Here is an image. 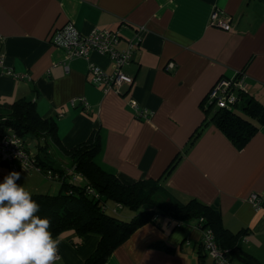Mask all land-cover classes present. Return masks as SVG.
Masks as SVG:
<instances>
[{
    "label": "crops",
    "instance_id": "crops-1",
    "mask_svg": "<svg viewBox=\"0 0 264 264\" xmlns=\"http://www.w3.org/2000/svg\"><path fill=\"white\" fill-rule=\"evenodd\" d=\"M215 11L230 30L212 20ZM69 22L85 35L95 28L118 31L119 49L140 37L123 67L133 83L120 92L95 85L90 66L111 73L114 61L98 51L69 57L54 45L53 31ZM0 56V104L36 101L39 114L56 122L67 149L98 133L95 161L124 183L158 179L186 149L162 180L166 190L181 203L196 198L219 207L223 236L233 235L231 245L243 251L230 253L232 264H249L246 254L264 264V209L249 200L253 192L264 196L261 114L246 115L257 131L243 147L214 122L189 143L207 118V95L221 77L244 71L250 97L264 113V0H0ZM133 103L147 109L148 117H138ZM50 154L56 166H71L64 153ZM19 173L17 184L29 192L49 190L43 171ZM8 174L0 163V182ZM115 206L106 203L112 212ZM117 213L127 219L136 211L122 207ZM54 238L61 254L55 264H85L100 241L96 233L81 236L73 229ZM202 238L199 218L180 221L157 213L105 264H214Z\"/></svg>",
    "mask_w": 264,
    "mask_h": 264
},
{
    "label": "trees",
    "instance_id": "trees-1",
    "mask_svg": "<svg viewBox=\"0 0 264 264\" xmlns=\"http://www.w3.org/2000/svg\"><path fill=\"white\" fill-rule=\"evenodd\" d=\"M243 99L242 103L231 110L207 105V118L196 129L189 143L192 144L204 128L214 122L233 143L243 147L257 131V126L246 115L255 117L261 114L260 118L264 121L261 105L250 97L249 91ZM8 128L23 137L26 144L28 138L36 139L38 148L35 154H32L27 144L35 166L44 173L52 171L60 177L58 194L32 193V198L40 206L38 215L49 219L52 234L58 236L65 230L73 229L81 236L87 233L100 236L95 252L85 264H105L110 254L140 226L156 221L157 213L170 214L180 221L199 218V226L203 229L211 228L222 248L230 249V253L243 252L239 246L231 245L233 235L229 236L230 240L223 236L226 230L217 205H208L196 198L181 203L163 185L162 180L177 166L186 149L173 158L158 179H140L126 184L115 173L107 171L95 161L101 151L98 133L71 149L65 148L59 139L56 122L39 114L36 101L22 98L9 104H0V133ZM53 146H57L69 157L70 167L55 165L56 160L50 154ZM75 174H80L83 179L75 181ZM88 187L94 192L89 193ZM160 192L163 193V200L156 201L154 198ZM108 201L128 207L136 211V214L130 220H124L115 212L110 214L105 207ZM145 205L151 207L145 208ZM238 239L240 241V235ZM246 256L253 261H248L249 264H261L251 255Z\"/></svg>",
    "mask_w": 264,
    "mask_h": 264
},
{
    "label": "built area",
    "instance_id": "built-area-1",
    "mask_svg": "<svg viewBox=\"0 0 264 264\" xmlns=\"http://www.w3.org/2000/svg\"><path fill=\"white\" fill-rule=\"evenodd\" d=\"M212 20L219 26L230 30V23L221 19L219 13L215 11L212 14ZM120 33L108 29L95 28L89 34H83L73 22H69L61 28L53 31L51 42L59 47L64 48L69 57L84 56L87 57L92 51L109 56L114 61L113 72H107L97 65L90 66L92 74V82L95 85L103 86L105 89H115L120 92L124 84L131 85L133 77L127 75L123 71V67L131 62L134 48L138 46L140 37L130 40L124 49H119ZM3 64L2 56H0V65ZM170 66H173L171 64ZM7 74H12L10 70H6ZM248 78L244 71H239L234 77H223L218 79L207 95L208 105L227 108L229 110L236 108L243 102V98L248 93ZM133 107L138 117H148L149 111L141 109L136 103ZM0 162L9 168V173L21 170H40L35 166L31 154L27 148V144L12 128H8L4 133H0ZM51 180H59V175L49 171L46 173ZM75 181H81L83 178L80 174H75ZM88 192L93 193V189L88 187ZM250 202L258 209H264V196L253 192L249 197ZM106 207V205H105ZM121 204H116L113 211L115 213L121 209ZM203 229V228H202ZM246 237V235H245ZM203 244L209 254H211L214 264H232L230 249L222 248L211 228L203 229ZM61 254L58 250L57 259Z\"/></svg>",
    "mask_w": 264,
    "mask_h": 264
},
{
    "label": "clouds",
    "instance_id": "clouds-1",
    "mask_svg": "<svg viewBox=\"0 0 264 264\" xmlns=\"http://www.w3.org/2000/svg\"><path fill=\"white\" fill-rule=\"evenodd\" d=\"M13 171L0 182V264H55L58 241L39 204Z\"/></svg>",
    "mask_w": 264,
    "mask_h": 264
},
{
    "label": "rangeland",
    "instance_id": "rangeland-1",
    "mask_svg": "<svg viewBox=\"0 0 264 264\" xmlns=\"http://www.w3.org/2000/svg\"><path fill=\"white\" fill-rule=\"evenodd\" d=\"M221 78H223V77H221ZM27 144H28V148L30 147L31 149H33L32 151H34V152H36V150H37V140L36 139H30V138H28L27 139ZM51 150H52V152L54 153L55 152V156L57 155V158L58 157H63L62 155H63V153L57 148V147H52L51 148ZM64 158V157H63ZM67 160H70L69 158L67 159ZM47 177V176H46ZM45 178V177H44ZM45 180H46V183L47 184H49L50 185V187H49V190L48 191H40V193H50V194H58V192L60 191V187H61V185H60V183L58 182V181H56V180H51V179H49L48 177L47 178H45ZM52 185H53V187H52ZM54 188V189H53ZM163 193H161L160 192V194L156 197V198H154L156 201L158 200H163ZM110 202H112V201H109V203ZM126 209H130V208H128V207H125ZM131 210V209H130ZM108 213H110V214H112L113 212H112V210H108ZM131 218L129 217V218H127V219H124V220H130ZM207 251V250H206Z\"/></svg>",
    "mask_w": 264,
    "mask_h": 264
},
{
    "label": "water",
    "instance_id": "water-1",
    "mask_svg": "<svg viewBox=\"0 0 264 264\" xmlns=\"http://www.w3.org/2000/svg\"><path fill=\"white\" fill-rule=\"evenodd\" d=\"M144 207H145V208H149V207H151V206H147V205H145Z\"/></svg>",
    "mask_w": 264,
    "mask_h": 264
}]
</instances>
